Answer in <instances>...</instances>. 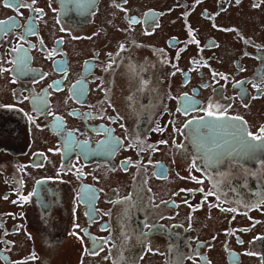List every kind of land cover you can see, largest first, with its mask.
Returning <instances> with one entry per match:
<instances>
[{"label":"flooded vegetation","instance_id":"1","mask_svg":"<svg viewBox=\"0 0 264 264\" xmlns=\"http://www.w3.org/2000/svg\"><path fill=\"white\" fill-rule=\"evenodd\" d=\"M0 21V264H264V0ZM176 174L215 206L162 197Z\"/></svg>","mask_w":264,"mask_h":264},{"label":"rangeland","instance_id":"2","mask_svg":"<svg viewBox=\"0 0 264 264\" xmlns=\"http://www.w3.org/2000/svg\"><path fill=\"white\" fill-rule=\"evenodd\" d=\"M181 169L182 167H179L177 171ZM177 186H184V187H180L178 191L176 192V195H174L176 198L180 199L181 206H189V207L191 206L192 201L189 202V205L188 203H186V199L188 198H191L193 201L195 200L201 201L200 206H215V205L210 204V202L204 198V194L197 193L198 186L195 183V181L192 180V178L190 177L181 178V177H178V174L171 177L168 180L165 188L161 190L162 197H165V195L171 194V191L175 193ZM192 195L194 196L193 198H192ZM199 197H200V200H199ZM169 198L170 197H167L166 199H169ZM220 205L227 206L225 202L220 203Z\"/></svg>","mask_w":264,"mask_h":264},{"label":"snow or ice","instance_id":"3","mask_svg":"<svg viewBox=\"0 0 264 264\" xmlns=\"http://www.w3.org/2000/svg\"><path fill=\"white\" fill-rule=\"evenodd\" d=\"M237 2H239V0H237ZM117 6H118V5H117ZM133 22H134V18H133ZM6 23H7V21H0V25H2V24H6ZM170 44H171V42H170ZM212 46H215V45L213 44ZM178 111H179V109H178ZM209 115H212V113L209 112ZM260 131H261V133H264V128H262ZM249 135H252V134L250 133ZM253 139H254V140L264 141V135L253 136ZM197 182H198V183H202V181H197ZM208 195H214V192L209 191L207 194H205V199H207V196H208ZM5 198H7V197H5ZM217 199H219V197H217ZM229 210H232V209H229ZM33 258H35L34 254H33Z\"/></svg>","mask_w":264,"mask_h":264}]
</instances>
